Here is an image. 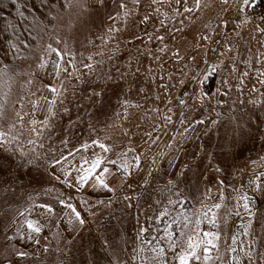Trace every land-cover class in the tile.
Here are the masks:
<instances>
[{"label": "rangeland", "instance_id": "1", "mask_svg": "<svg viewBox=\"0 0 264 264\" xmlns=\"http://www.w3.org/2000/svg\"><path fill=\"white\" fill-rule=\"evenodd\" d=\"M65 2L0 0V68L7 65L8 75L13 77L7 83H0V94L8 92L6 108L10 114L13 109H20L19 96H27V92L22 91L25 77L17 73L26 69L34 71L39 55L37 41L31 40L30 33H38L41 44L55 43L56 36L67 39L76 52L77 61L93 66L90 71L78 63L80 79L65 82L67 92L61 98L63 104L56 108L52 127L42 140L43 147H36L37 159L33 160L27 153L22 158L15 142L0 145V264H110L117 257L124 264H139V259H132L133 249L140 245L136 239L138 229L141 226L163 228L162 223L149 217L167 210L169 217L175 218L179 212H194L201 204L211 206L220 202L221 191L225 200L219 217L225 248L237 247L240 255L239 244L247 247L249 239L255 237L252 259L260 264L259 253L264 251V195L254 191L249 181L255 173H264V161L259 159L264 156V83L255 79L254 86L238 88L223 101H207L204 107L207 116L201 119L202 130L189 147L182 148L183 132L189 120H198L203 111L196 103L189 106L188 95L182 96L183 81L193 72L188 68L184 52L187 48L181 35V11L173 13L179 6L175 0H156L155 3L153 0H139V3L124 0L129 15L126 18L121 15L115 23L109 16L115 17L123 11L119 7L121 0H103V3L84 0L85 9H65ZM256 12H261V18L264 8ZM256 12L250 17L259 21L260 18L252 17ZM109 26L116 30L109 33ZM106 35L110 38L105 40ZM17 38L25 40L30 48L19 45ZM9 39L18 44L20 54L26 58H15L8 48ZM50 73V65L46 71L41 70L35 76L32 91H36L41 82H50ZM4 79L7 81V77ZM214 80L212 75L203 80L206 91L213 89ZM124 100L130 101L127 106L142 108V120L146 124L162 128L168 124L169 141H176L175 149L169 156L166 146L158 151L155 178L150 183L143 187L130 185L108 199H94L82 189L78 190L76 169L81 164V156L91 159L101 149L95 146L87 151L73 152L72 149L92 139L106 143L107 127L125 105ZM29 110L30 104L25 99L23 111ZM166 116H171V122L165 121ZM37 118L43 119V113L38 112ZM65 138L69 142L67 146L61 143ZM24 147L33 146L25 143ZM131 148L138 150L134 145ZM69 152L72 155L69 156ZM61 154L66 159L59 165L51 164L52 159H59ZM128 155L131 157L132 153ZM29 160L33 162L28 163ZM61 169L68 171L73 186L63 183L65 177ZM244 191L252 198L256 214L252 217L250 237L241 236L237 245H232L231 234L242 233L243 225L249 220L242 210L240 216L235 215V197ZM125 196L129 199L125 200ZM60 198L77 207L84 219L83 225L75 221L68 223L65 215L68 210L59 203ZM170 199L176 203L169 204ZM44 203L52 205V214L46 215L40 208ZM25 209L29 210L25 212ZM228 209H233V214L227 215ZM18 212L41 226L39 233H31V239ZM202 227L211 230L206 222ZM155 235L146 231L141 240L154 245ZM17 251L27 255L17 256ZM168 259L171 261L170 254ZM241 262L249 264L243 255Z\"/></svg>", "mask_w": 264, "mask_h": 264}, {"label": "snow or ice", "instance_id": "2", "mask_svg": "<svg viewBox=\"0 0 264 264\" xmlns=\"http://www.w3.org/2000/svg\"><path fill=\"white\" fill-rule=\"evenodd\" d=\"M100 2L103 3V0H100ZM134 2L139 3V0H134ZM155 2L156 0H153V3ZM175 3L183 7L185 13H192L200 10L202 7H208L207 4H202V0H192L191 6H189L188 0H175ZM221 3L222 5L227 4L228 0H221ZM253 3H255V0H251V3L250 0H238L236 7L240 12H244L245 6L251 7V4ZM63 7L65 9H71L74 7L85 9L86 3L84 0H66ZM119 7L123 10L121 13H117L115 17L109 16V20L113 21V23H115L121 15L125 18L129 15L124 0H121ZM223 10L227 11V8H224ZM173 13L179 14V9H173ZM21 15L23 14L21 13ZM53 19H55V17H53ZM144 19L147 20L148 17L145 16ZM161 23H163V21ZM220 23H227V21L221 19ZM205 26L208 27V25ZM43 30L44 29H41V31ZM115 30V28L109 26L108 32L111 33ZM30 37L31 40L37 41L39 55L34 65V71L30 72L26 69L22 73H17V75L25 77L22 81V91L27 92V96H19L17 102L21 105L20 109H13L10 114L6 108L9 102L8 92L0 94V145H12L15 142L18 146L16 151L20 153L22 158L25 153H27L33 157V160H35L38 158L36 156V147H43L42 140L52 127V118L56 116V108L58 105L63 104L61 98L67 92L65 82L72 80L73 78L76 80L80 79L78 63H82L83 67L90 71L93 66L91 63L77 61L76 52L74 51V48L69 45L67 39L61 40L59 36H56L54 37L55 43L45 42L41 44L38 33L35 35L30 33ZM109 38L110 37L107 35L103 37L105 40ZM204 38L207 39L208 37ZM17 39L19 45H23L25 49L30 48V45L26 43L25 40ZM157 39L162 40L163 37H157ZM7 43L9 50L14 54L16 59L26 58L20 54L21 49L16 42L9 39ZM88 60H92L91 55H89ZM257 63H259V60H257ZM49 65L51 66V81L48 83L41 82L39 88H37L36 91H32L31 86L36 83L35 76L41 70L46 71L49 68ZM7 69V65L0 68V83H7L8 81L13 80V77L8 75ZM215 71V66L208 65L207 71L201 73L199 77H193V79H196L198 83H202L203 80L207 79ZM262 75H264V73H262ZM5 77H7V81L4 79ZM222 83L227 84V79H224ZM262 83H264V81H262ZM41 89L43 91H41ZM205 96H207V93L201 89L197 98L203 101ZM25 99H28L30 104V110L28 112L23 111V102ZM180 103L183 105L185 104V101L180 100ZM123 104L129 105L130 101L124 100ZM62 111L66 112L67 109L62 108ZM168 111L171 112V109H168ZM38 112L43 113V119L37 118ZM125 115H127L126 111ZM181 116L183 117V113H181ZM26 117L28 118L27 121H25ZM117 118H119V113H117ZM165 121L171 122V116H166ZM201 122L202 121H197V123ZM180 123H184L183 119L180 120ZM185 131H187V129H185ZM148 135L150 136L151 134L149 133ZM25 143L33 147L25 148ZM61 143L62 145L67 146L69 142L67 138H65ZM90 146L99 147L101 152L94 153L91 159H87L84 156L80 157L81 164L79 168L76 169L77 175L75 177V183L78 186V190L91 182L93 187H101L109 192H115L116 189L111 186L109 180L112 169L106 167V164L116 167L117 171L122 174L124 179L131 176L134 170L141 167V154H135L129 157V153H135V149L131 147L117 153L118 160L108 159L104 153L110 152L112 150L111 146L102 142L100 139H92L90 140V143L89 141H85L79 145V148H73L72 151L79 152L80 149L87 151ZM70 155H72V152H69V156ZM65 159V156L61 154L59 159L53 158L51 164L59 165L60 162ZM259 159L264 161V156ZM33 160H29L28 163H32ZM152 163L156 164V160L154 159ZM251 163L256 164L257 162L251 161ZM61 172L65 177L63 183L67 186H73L72 181L68 177V171L66 169H61ZM261 177H264V173L257 172L249 183L254 185V191L260 192L261 195H264V179H261ZM56 178L59 179V176ZM169 183L171 184L172 181H169ZM29 199H31V197H29ZM124 199L127 200L129 197L125 196ZM235 199L237 202L235 205V215L240 216L242 210L243 213L249 217V220L247 225H243L242 233L238 235L236 232H233L231 234L232 245H237L241 236L250 237L249 229L252 225V217L256 214L253 208L252 198L247 191H244L242 195H237ZM224 200L225 195L223 191H221L220 202L211 206L201 204V207L194 212L191 210L188 212H179L175 218H170L167 210H162L158 215L149 217V219L154 218L157 222L162 223L163 228L160 230L155 228L146 229L141 226L136 235V239L140 242V245L133 249L132 259L134 261L139 259V264H213L214 260L219 258L220 238L222 235L220 230L219 210L222 209ZM180 202L183 203V200ZM59 203L64 209L68 210L65 212V215L68 216L69 224H72L74 221L78 222L80 225L84 224V219L81 217V213L76 206L64 198H60ZM168 203L174 204L176 201L170 199ZM40 208L44 210L46 215H50L54 211L52 205L49 203L41 204ZM28 210L29 209H25L24 211L27 212ZM231 214H233V209H228L227 215ZM18 215L23 217L24 223L27 225L29 239L32 238L31 233H39L41 231V226L37 221L28 219L20 212H18ZM162 217L165 219L162 220ZM205 222L211 226V230H205L202 227ZM223 222L226 225L227 218H225ZM146 231L156 233L153 237L156 240L154 245L150 241L141 240V236ZM175 233H179V235H175ZM224 234L226 235L227 233ZM105 243H107V241H105ZM254 244L255 237L249 239L247 247L244 244H239L240 255L237 254V247L229 246L228 252L232 254L229 264H242L241 255L248 259L249 264H256V261L252 259L254 255V248L252 245ZM213 250L216 252L215 257L212 254ZM145 253H151V255H145ZM169 254L171 255V261L168 259ZM16 255L25 256L27 254L17 251ZM259 260L260 264H264V251L259 253ZM110 264H124V262L117 257L115 261H110Z\"/></svg>", "mask_w": 264, "mask_h": 264}, {"label": "crops", "instance_id": "3", "mask_svg": "<svg viewBox=\"0 0 264 264\" xmlns=\"http://www.w3.org/2000/svg\"><path fill=\"white\" fill-rule=\"evenodd\" d=\"M237 2L238 0H228L227 4L222 5L221 0H202V4H207L208 7H202L192 13H185L183 7L178 6L183 23L181 27L182 40L187 48L184 52L188 57V68L190 72H193L183 81L182 85L185 88L182 90V96L187 94L189 106L196 103L198 108L203 111V115L199 116L198 120L194 122L189 120V124L185 128L187 131L184 129L183 132L182 148L189 147L202 130L204 123H197V121H202L201 119L207 116L204 113L207 101L214 103L223 101L227 95H231L238 88L254 86L255 79L258 82L264 80V75H262L264 73V12L259 21H254L250 17L252 12L258 11L260 7L264 8V0H255L251 7L245 6L244 12L238 10ZM191 3L192 0H188L189 6ZM224 8H227V11H224ZM221 19L226 20L227 23H220ZM208 65L216 67V71L211 74L215 77L214 87L209 92L206 91L202 83L193 79L207 71ZM224 79H227V84L222 83ZM201 89L207 93L203 101L197 98ZM125 111L127 115H125ZM188 113H191V109ZM142 114L140 106L133 108L122 105L119 109V118L116 114L112 123L107 127L106 144L110 145L112 150L104 153L108 159L118 160L117 153L134 145L138 148L135 152L138 151V154H141V167L124 179L116 167L106 164V167L112 169L109 180L116 191L109 192L101 187H93L89 182L79 189L89 193L91 198L108 199L130 185L145 186L155 178L153 172L156 164H153L152 161L157 160L158 151L166 146L169 148L167 154L169 156L170 151L175 149L176 141H169V125L167 124L163 128L159 125H148L142 120ZM137 141L138 145H135ZM177 142L179 143V139ZM132 155L135 154L132 153ZM213 256H216L215 250ZM229 261L230 253L225 248L221 237L219 258L215 259L213 264H222V262L229 264Z\"/></svg>", "mask_w": 264, "mask_h": 264}, {"label": "built area", "instance_id": "4", "mask_svg": "<svg viewBox=\"0 0 264 264\" xmlns=\"http://www.w3.org/2000/svg\"><path fill=\"white\" fill-rule=\"evenodd\" d=\"M260 15H261V12H256V13L252 14V17L254 19H259L260 18Z\"/></svg>", "mask_w": 264, "mask_h": 264}, {"label": "trees", "instance_id": "5", "mask_svg": "<svg viewBox=\"0 0 264 264\" xmlns=\"http://www.w3.org/2000/svg\"><path fill=\"white\" fill-rule=\"evenodd\" d=\"M211 78V77H210Z\"/></svg>", "mask_w": 264, "mask_h": 264}]
</instances>
